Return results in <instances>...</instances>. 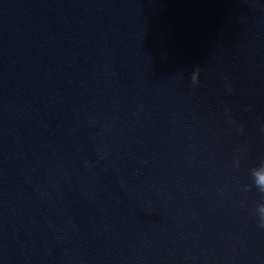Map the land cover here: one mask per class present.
Listing matches in <instances>:
<instances>
[{
	"label": "clouds",
	"instance_id": "1",
	"mask_svg": "<svg viewBox=\"0 0 264 264\" xmlns=\"http://www.w3.org/2000/svg\"><path fill=\"white\" fill-rule=\"evenodd\" d=\"M199 70V69H197ZM192 81L194 84L198 83L199 80H196L195 77L192 76ZM229 92H231V87H229ZM259 209V212H260V215H259V218H260V227L261 228H264V203H261L258 205L257 207Z\"/></svg>",
	"mask_w": 264,
	"mask_h": 264
}]
</instances>
